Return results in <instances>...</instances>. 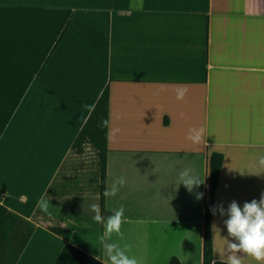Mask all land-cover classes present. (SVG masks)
<instances>
[{"label": "crops", "instance_id": "crops-1", "mask_svg": "<svg viewBox=\"0 0 264 264\" xmlns=\"http://www.w3.org/2000/svg\"><path fill=\"white\" fill-rule=\"evenodd\" d=\"M0 38L11 59L0 66V264L106 259L91 211L95 162L89 182L63 173L106 86L104 190L126 180L103 196L105 221L125 209L123 239L110 242L131 245L139 264H202L208 157L218 152L212 258L227 263L230 204L264 195V0H0ZM193 127L205 130L197 145L186 139ZM184 169L203 182L192 192Z\"/></svg>", "mask_w": 264, "mask_h": 264}, {"label": "clouds", "instance_id": "clouds-1", "mask_svg": "<svg viewBox=\"0 0 264 264\" xmlns=\"http://www.w3.org/2000/svg\"><path fill=\"white\" fill-rule=\"evenodd\" d=\"M187 93V89L183 86L176 89V99L183 101ZM103 128L109 126V120H101L98 125ZM203 128H191L186 136V139L194 145L199 144L204 136ZM259 165L264 167V157L260 158ZM180 185H184L189 192L199 187L203 182L191 174L190 169H184L179 173ZM126 183L124 177L118 178L110 187H106L103 196L114 197L118 194L119 188ZM179 185V186H180ZM202 198V194L198 196ZM37 207L43 211L48 210V201L41 199L37 202ZM91 211L95 213L93 219L96 223L102 224L104 227L103 233L99 236L100 244L102 245L105 260L102 264H139V261L134 256H129L127 253L131 251V245L121 247L118 243L110 242L113 236L123 239L121 231L122 223L124 222V207L121 206L110 215L106 221L101 215L99 204L91 205ZM221 215H224L222 206L219 208ZM216 210H213V214ZM228 219L224 221L227 228L228 237L222 238L226 241L227 264H242V256H247L258 264H264V195L259 201L253 200L245 202L243 208L233 201L227 210ZM217 230L213 226V231ZM96 259L101 260L100 257Z\"/></svg>", "mask_w": 264, "mask_h": 264}, {"label": "trees", "instance_id": "trees-1", "mask_svg": "<svg viewBox=\"0 0 264 264\" xmlns=\"http://www.w3.org/2000/svg\"><path fill=\"white\" fill-rule=\"evenodd\" d=\"M69 21H67L53 44L50 53L53 51L57 43L62 38ZM49 53V55H50ZM49 55L44 60L42 67L46 63ZM107 103H108V88L102 89L96 99L87 119L81 126L77 135L73 139L70 149L77 154L83 152L84 145H88L94 157L97 174V203L100 206L101 214L103 212V192H104V175H105V155H106V129L98 126L101 120L107 119ZM222 163V154L211 152L208 157V180H207V200L204 210V225H203V248H202V264H227L222 261H215L212 258V242L210 233V214L213 195L218 179ZM3 190L0 187V201L2 200ZM55 233H63L64 231L57 227H51ZM167 264H180L176 257H171Z\"/></svg>", "mask_w": 264, "mask_h": 264}, {"label": "rangeland", "instance_id": "rangeland-1", "mask_svg": "<svg viewBox=\"0 0 264 264\" xmlns=\"http://www.w3.org/2000/svg\"><path fill=\"white\" fill-rule=\"evenodd\" d=\"M10 57L8 56L6 50V42L0 38V66L7 65L10 61ZM38 79V76L36 77ZM69 160L66 163V168L63 173H70L71 169L81 174V177L89 178L92 175V167L94 164V157L91 148L87 145L84 146V152L79 155L72 154L69 156Z\"/></svg>", "mask_w": 264, "mask_h": 264}]
</instances>
